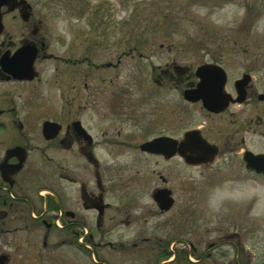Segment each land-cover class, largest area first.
<instances>
[{"label":"flooded vegetation","instance_id":"1","mask_svg":"<svg viewBox=\"0 0 264 264\" xmlns=\"http://www.w3.org/2000/svg\"><path fill=\"white\" fill-rule=\"evenodd\" d=\"M43 13L26 0L0 8L5 264L23 247L19 234L34 237L42 229L43 248L51 232H63L69 246L95 255L97 264H107L99 252L126 249L122 241H105L113 237L134 240L127 249L145 255L142 264H264V232H234L230 203L231 215L225 210L212 228L203 227L202 206L209 192L243 183L264 188L262 59L201 64L224 72L208 110L185 98L199 83L201 65L152 68L157 89L122 87L119 57L69 59V39L56 35ZM75 67L84 69L81 87L70 75ZM199 138L212 151H197ZM151 142L158 144L144 150Z\"/></svg>","mask_w":264,"mask_h":264},{"label":"rangeland","instance_id":"2","mask_svg":"<svg viewBox=\"0 0 264 264\" xmlns=\"http://www.w3.org/2000/svg\"><path fill=\"white\" fill-rule=\"evenodd\" d=\"M26 1L35 10L43 9L42 16L56 35L66 42L69 39V59L104 62L119 57L122 87L157 89L150 75L152 68L158 73L167 64L172 70L175 65L195 68L216 59L264 62V0ZM83 71V67H75L70 74L79 87ZM107 72L111 73L107 78L113 76L114 71ZM176 94L169 92L171 103ZM163 97L153 98L152 103H161ZM241 186L228 193L209 192L206 204L202 199L207 216H203V227L212 228L225 210L231 215L225 209L230 203L234 232H264V188L249 183ZM175 196L178 201L179 193ZM44 235L43 229L34 237L19 234L23 247L9 264H97L95 255L69 246V236L63 232H51L47 248H43ZM117 238L105 241H122L126 249L99 252L101 259L107 264L145 262V255L127 249L134 240Z\"/></svg>","mask_w":264,"mask_h":264},{"label":"water","instance_id":"3","mask_svg":"<svg viewBox=\"0 0 264 264\" xmlns=\"http://www.w3.org/2000/svg\"><path fill=\"white\" fill-rule=\"evenodd\" d=\"M6 2L7 0H0V8L4 4H6ZM196 76L199 78V83L197 84L196 89L185 92V98L189 101L201 100L203 106L206 109L212 110L215 106L213 96L214 94L219 93L224 86V72L221 68H219L216 65L204 64L197 68ZM216 76H218L219 79L216 80ZM217 82H219L218 85ZM189 143L190 142H187V146ZM155 144L158 143L156 142L146 143L142 147L144 150H150ZM194 147L196 148L197 151L204 153L212 151L211 146H209L201 138L195 141ZM170 205H171V198L162 207L169 208L168 206ZM0 264H5V257H0Z\"/></svg>","mask_w":264,"mask_h":264},{"label":"trees","instance_id":"4","mask_svg":"<svg viewBox=\"0 0 264 264\" xmlns=\"http://www.w3.org/2000/svg\"><path fill=\"white\" fill-rule=\"evenodd\" d=\"M89 254V253H88Z\"/></svg>","mask_w":264,"mask_h":264}]
</instances>
